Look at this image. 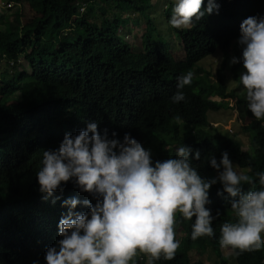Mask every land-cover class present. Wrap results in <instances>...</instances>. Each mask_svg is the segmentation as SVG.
I'll return each instance as SVG.
<instances>
[{
  "label": "trees",
  "instance_id": "obj_1",
  "mask_svg": "<svg viewBox=\"0 0 264 264\" xmlns=\"http://www.w3.org/2000/svg\"><path fill=\"white\" fill-rule=\"evenodd\" d=\"M76 1L27 0L33 12L28 22H23L20 12L8 23L0 20V184L11 187L9 195H0V264H45L44 253L59 239L57 225L67 210L51 199L36 198L31 178L39 167L42 150L58 148L66 133L77 134L86 128V122H96L97 132L107 130L109 138L113 132L117 139L129 133L150 152L153 161L173 157L179 144L198 151L200 160H192L191 152L189 160L202 178L216 175L207 157L219 162L224 152L232 164L243 170L250 168V176L264 170L263 120L252 117L246 101L229 91L220 70L200 66L203 59L219 51L239 59V25L250 16L264 14V0H214L217 12L193 21L187 29L172 28L185 51L180 62L174 59L170 45L159 41V32L152 30L156 27L144 7L124 0L127 7L146 17L149 25L144 37L146 57H135L115 31L101 28L91 17L73 23L79 12ZM113 1L124 7L122 0ZM167 1L172 7V0ZM206 3L203 0L202 9ZM169 14L171 9L166 16ZM67 29H72L70 35L64 33ZM22 57L32 73L20 70L12 74L11 63ZM188 70L193 72V80L182 89L185 100L172 104L169 98L176 91V77ZM29 81L33 85L26 86ZM15 86H25L26 96L20 102L5 103L1 96ZM211 93L221 96L222 102L210 100ZM232 98L237 99L242 115L250 119L244 126L251 141L247 151L233 135L219 133L208 118L210 112L228 107ZM80 104L87 110L85 120L76 113ZM252 187L242 185L241 191ZM62 188L65 196L85 195L95 204L88 193L66 183ZM218 189L219 183L210 186L211 203L206 205L211 215L220 213L211 223L213 237L190 239L192 221L176 213L174 239L177 230L185 237L173 259H159L156 264H193L192 250L205 253L211 247L214 264H234L224 259L218 243L219 225L230 219L227 194L217 196ZM232 258L236 264H264V248L238 256L232 253ZM133 260L146 264L142 254Z\"/></svg>",
  "mask_w": 264,
  "mask_h": 264
},
{
  "label": "clouds",
  "instance_id": "obj_2",
  "mask_svg": "<svg viewBox=\"0 0 264 264\" xmlns=\"http://www.w3.org/2000/svg\"><path fill=\"white\" fill-rule=\"evenodd\" d=\"M109 1L117 8L111 19L105 14L99 17L96 13L97 8L100 11L99 5L92 9L97 0H77L79 12L72 22L89 16L101 28L115 31L132 48L135 57H139L136 56L138 50L146 57L144 37L149 31L147 18L132 7H127L128 2L124 0V7L113 0ZM126 1L147 9L146 16L151 17L157 28L156 20L150 13L152 0H147V4L143 0ZM12 2L17 3L8 1L7 6L12 7ZM164 2L163 17L168 20L174 38L180 41L172 28L187 29L193 21H200L205 15L217 12L219 7L214 0H207L203 9V0H172V7L169 1ZM85 3H88L87 6L90 4L89 10H85ZM169 9L171 14L167 17ZM117 10L118 14H115ZM128 11L133 12V16H126ZM117 15L126 17L123 23ZM0 20H3L2 23L10 22L5 21L4 17H0ZM137 20H144L147 24L141 46L130 42V37H136L133 33L131 36L130 28H126L129 24L139 25ZM64 33L70 35L72 29ZM156 36L159 38V33ZM237 43L242 54L239 59L234 56L229 62L242 65L238 84L242 88L247 110L257 121H261L264 120V14L250 16L240 23ZM23 62L29 65L23 57L16 64L11 63L12 74L20 71ZM192 80L191 70L176 77V91L169 98L172 104L185 100L182 89ZM23 87L26 95V87ZM213 94L210 100L222 102L221 96L216 94L217 98L212 99ZM81 107L86 112L84 116L79 114ZM77 109V115L85 120L86 107L80 104ZM190 152L192 160H200L198 151L193 152L191 148L179 144L173 157L153 161L150 152L129 133L117 139L113 132L109 138L107 130L97 132L96 122H86V128L75 135L66 133L58 148L42 150L39 167L31 178L36 198L51 199L67 210L57 225L59 239L44 253L45 264H135L133 258L138 253L144 254L146 264H156L159 259L171 260L185 237L181 230H177L178 241L174 239L176 213L183 220L192 221L190 239L213 237L211 223L220 213L217 211L216 216L211 215L206 205L211 203L209 188L217 183L220 189L216 195L227 194L230 208V219L219 225L220 248L230 249L234 256L264 248V170L250 176V168L238 170L224 152L219 162L212 156L207 157V164L215 170L216 175L202 178L189 160ZM65 183L91 195L95 204L90 203L85 195L61 194ZM246 184L253 187L242 192L241 186ZM1 188L3 197L10 194L9 185L0 184ZM84 207L87 208L86 212H83Z\"/></svg>",
  "mask_w": 264,
  "mask_h": 264
},
{
  "label": "rangeland",
  "instance_id": "obj_3",
  "mask_svg": "<svg viewBox=\"0 0 264 264\" xmlns=\"http://www.w3.org/2000/svg\"><path fill=\"white\" fill-rule=\"evenodd\" d=\"M98 2L93 5L92 9L95 10L96 7L100 6V11L96 10V13L101 17L103 14L107 15L109 19H111L112 15H114V9H117L114 4H112L109 0H97ZM165 0H152L153 3V9L150 11V13L153 15V18L156 20L155 24L157 28L154 27L152 30L156 32V34L159 32V38L163 37L160 41H164L166 43H169L173 50V56L176 61H181L184 58V51L182 48V43L179 40V38H174V34L170 31V27L168 26V23L165 17H163V10L165 8ZM145 4H147V0H143ZM10 3V2H9ZM13 3L12 7H8V1L6 0H0V17H4L5 21H12L14 15L16 12H20L22 15V20L24 23L28 22L31 17L33 16V12L31 7L29 6L27 0H22L21 2ZM88 3H85L84 7L85 10H89V6H87ZM104 8V10L102 9ZM115 14H118V10L115 12ZM129 14V15H128ZM133 16V12L128 11L126 13V16ZM119 19L122 21L125 20L126 17H123L121 15H117ZM139 25L133 26L131 24L126 25V28H130L131 30V36L132 33L136 37L133 39L132 37L130 42L134 45L141 46L143 31H147L144 20H137ZM134 23V21H133ZM6 25H3V29H5ZM146 29V30H145ZM160 34L162 36H160ZM136 56L143 57V53L138 50L136 52ZM232 58V55L230 53L226 56H224L220 51L216 52L214 55L207 57L206 59H203L200 63V66L205 67L208 70H213L214 72H218L220 70L222 72V75L227 82V86L229 91H235V93L239 96L240 99H244V94L242 91L241 86L238 84L239 74L242 71V66L238 63V65H232L230 64V59ZM218 63H216V60ZM20 70H28L31 71V67L28 65V63H24ZM236 75H238V78H236ZM15 80H17L15 78ZM33 85L32 81H29L26 83V86ZM32 87V86H31ZM25 90L24 87L21 88H13L11 91H8L4 95H2V98L7 103H14L17 101H20L23 97H25ZM212 99L217 98L215 94H213ZM85 110H83V107H81V110L79 111V114L84 116ZM208 118L210 122L212 123V126L216 128L219 133H229L230 135H233L235 139L241 144L244 150H249L251 147V141L249 137V133L244 130V126L248 125L250 123V119L245 118L242 115V112L238 106L237 99H229L228 107L222 108L219 112H210L208 114ZM264 122V120H263ZM187 127L183 126V131L187 132ZM234 166H237L233 164ZM238 170H243L242 168H239L237 166ZM3 194V188L0 189V195ZM223 251V257L224 259H229L231 263L236 264L235 258H232L231 251L228 249H222ZM214 249L211 247V249H207L205 253H200L196 250H192L190 252L191 262L193 264H214L216 261V256L214 253ZM140 254V253H138ZM144 255V254H142Z\"/></svg>",
  "mask_w": 264,
  "mask_h": 264
}]
</instances>
